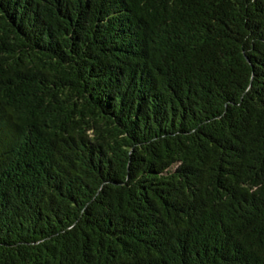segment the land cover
<instances>
[{"label":"trees","instance_id":"obj_1","mask_svg":"<svg viewBox=\"0 0 264 264\" xmlns=\"http://www.w3.org/2000/svg\"><path fill=\"white\" fill-rule=\"evenodd\" d=\"M0 264H264V0H0Z\"/></svg>","mask_w":264,"mask_h":264}]
</instances>
